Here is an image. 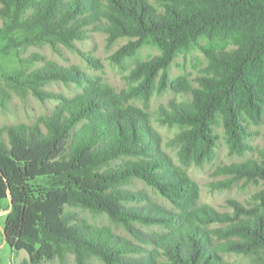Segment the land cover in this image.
<instances>
[{"label": "trees", "instance_id": "obj_1", "mask_svg": "<svg viewBox=\"0 0 264 264\" xmlns=\"http://www.w3.org/2000/svg\"><path fill=\"white\" fill-rule=\"evenodd\" d=\"M156 1L162 10L149 0H0L3 13L15 6L11 28L53 44L84 39L89 31L86 26L92 25L106 33L109 42L125 36L137 38L113 53L116 62L135 55L147 38L162 49L161 55L138 61L132 70L137 85L117 94L88 80L77 67H53L48 71L56 73L48 78L77 82L84 85L83 92L63 99L37 123L0 129V178L11 206L3 236L11 248L28 254L21 264H39L67 251L74 252L80 264L91 255L105 264H158L160 257L164 264H232L224 252L255 254L257 264H264V188L254 196L256 207L245 210L237 205L248 214L246 218L221 214L217 220L226 225L211 231L183 221L171 225L168 234H146L133 223L169 224L172 214L157 205L121 203L144 197L139 191L116 189L133 176L171 200L184 197L187 188V175L161 149L147 115L123 108L127 98L141 94L148 99L169 84L178 93L190 94V101L173 100L168 110L162 109L166 120L185 126L175 133L184 164L200 165L214 157L212 125L217 117L231 149L243 154L250 149L245 142L249 132L244 115L259 122L264 114V0ZM27 4L32 11L22 22L19 13ZM190 45L205 55L206 75L199 78L197 87L184 77L169 83L168 66L176 50ZM30 83L33 93L43 96L37 84ZM122 156L135 160L102 170ZM261 156L264 159V149ZM216 172L237 178L255 175L264 181V167L254 161L224 165ZM3 195L0 185V201ZM75 203L105 211L139 243L107 228L72 222L64 207ZM214 236L223 241H215ZM141 244L155 249L148 251Z\"/></svg>", "mask_w": 264, "mask_h": 264}, {"label": "rangeland", "instance_id": "obj_2", "mask_svg": "<svg viewBox=\"0 0 264 264\" xmlns=\"http://www.w3.org/2000/svg\"><path fill=\"white\" fill-rule=\"evenodd\" d=\"M149 1L159 10L163 9L162 4L156 0ZM29 5L31 4L24 5L19 13V20L22 22L32 11ZM1 7L3 6L0 3V129L20 123L26 125L37 123L41 117L50 114L61 105L63 99L73 98L83 92L84 85H79L77 82L48 78L46 75L56 73L48 71L50 69L77 67L88 80L94 81L98 86H108L117 94L122 90L130 89L131 85H137L139 80L133 75L132 70L138 61L162 54L161 45L147 38L135 55L116 62L112 58L113 53L120 46L137 38L125 36L109 42L107 34L94 30L92 25L86 26L89 31L84 39H73L68 45L62 42L53 44L42 37L27 36L22 29L11 28L13 27L11 17L15 6H11L7 13H3ZM199 42L203 44L205 40ZM206 65L207 59L198 46L180 47L168 66L169 83L178 77H184L193 87H197L199 78L206 75ZM31 80L35 83L33 85L37 84L43 96L33 93ZM158 80L159 75L156 77V82ZM190 99L189 93H178L169 84L168 88L156 90L148 99L137 94L122 103L123 108H136L147 115L160 139L161 149L173 160L175 167L187 175L184 197L173 200L160 195L145 181L134 176L117 185L116 189L139 191L144 194L139 201H122L121 203L127 207L157 205L172 214V222L169 224L133 223L134 227L146 234L153 236L168 234L171 225H179L183 221L200 230L211 231L224 227L226 223L217 220L219 215L228 214L236 217L237 214L239 218H246L248 214L241 212L237 205L245 210L256 207L257 200L254 196L264 188V181L258 176L237 178L229 173L216 172L221 166L249 161L264 167V159L261 156V151L264 149V114L259 122L244 115L249 132L245 142L250 149L243 154L231 149L222 120L217 117L212 125L213 134L216 136L214 157L200 165L192 162L184 164L179 158L181 143L175 140V133L185 126L166 120L162 109L168 110L169 103L173 100L188 102ZM81 124L78 123V126ZM3 137L6 138V135L3 134ZM131 160L135 159L124 156L115 158L108 165L103 166L102 170L118 168ZM228 180L230 182L226 186ZM0 185L4 193L0 201V264H21L24 259L28 260L26 251L15 250L4 241L3 223L11 206L9 191L1 178ZM64 209L66 216L72 217V222H85L95 228H107L122 238L139 243L123 224L112 219L103 210H93L76 203L68 204ZM214 240L223 241L216 236ZM141 245L148 251L155 249L151 244ZM222 255L232 264H257L255 254L224 252ZM132 256L140 255L132 254ZM39 264H80V262L74 252L67 251L62 257L44 259ZM82 264H105V262L98 256L91 255L85 257ZM158 264H164L162 257L159 258Z\"/></svg>", "mask_w": 264, "mask_h": 264}]
</instances>
